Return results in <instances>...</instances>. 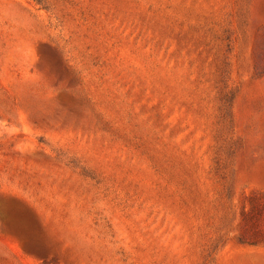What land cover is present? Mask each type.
I'll list each match as a JSON object with an SVG mask.
<instances>
[{
	"label": "rangeland",
	"instance_id": "rangeland-1",
	"mask_svg": "<svg viewBox=\"0 0 264 264\" xmlns=\"http://www.w3.org/2000/svg\"><path fill=\"white\" fill-rule=\"evenodd\" d=\"M0 264H264V0H0Z\"/></svg>",
	"mask_w": 264,
	"mask_h": 264
},
{
	"label": "trees",
	"instance_id": "trees-1",
	"mask_svg": "<svg viewBox=\"0 0 264 264\" xmlns=\"http://www.w3.org/2000/svg\"><path fill=\"white\" fill-rule=\"evenodd\" d=\"M36 1L38 4L40 3V0H33ZM222 102H223V111L226 117L230 118V107L232 102V95L230 90L226 91L222 96Z\"/></svg>",
	"mask_w": 264,
	"mask_h": 264
}]
</instances>
